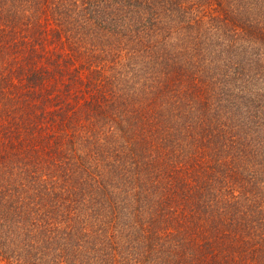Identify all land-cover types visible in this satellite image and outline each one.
Wrapping results in <instances>:
<instances>
[{
    "label": "trees",
    "instance_id": "obj_1",
    "mask_svg": "<svg viewBox=\"0 0 264 264\" xmlns=\"http://www.w3.org/2000/svg\"><path fill=\"white\" fill-rule=\"evenodd\" d=\"M0 264H264V0H0Z\"/></svg>",
    "mask_w": 264,
    "mask_h": 264
}]
</instances>
